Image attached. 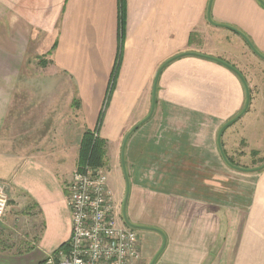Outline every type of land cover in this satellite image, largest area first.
<instances>
[{
    "label": "crops",
    "instance_id": "1",
    "mask_svg": "<svg viewBox=\"0 0 264 264\" xmlns=\"http://www.w3.org/2000/svg\"><path fill=\"white\" fill-rule=\"evenodd\" d=\"M207 1L123 0L121 62L98 131L106 155H114L126 132L148 113L162 62L182 52L218 56V46L206 42L218 33L210 27H220L207 21ZM210 14L239 29L264 54L259 0H212ZM118 31L119 0H0V180L8 195L0 217V264L14 251L27 252L37 264L67 242L66 184L77 167L83 132L96 125ZM37 33L56 35L51 60L72 82L77 99L72 108L73 99L58 101L50 93L47 105L31 109V115L38 113L35 122L16 130L13 98ZM237 35L238 46L249 48ZM244 99L241 80L214 60L184 54L162 69L154 111L126 143V160L136 163L129 212L142 202L161 214L148 222L166 239L153 264H264V169L231 167L237 176L226 174L216 141ZM226 143L233 145L228 136ZM68 151L75 162L66 174L59 164ZM131 213V222H142Z\"/></svg>",
    "mask_w": 264,
    "mask_h": 264
},
{
    "label": "rangeland",
    "instance_id": "2",
    "mask_svg": "<svg viewBox=\"0 0 264 264\" xmlns=\"http://www.w3.org/2000/svg\"><path fill=\"white\" fill-rule=\"evenodd\" d=\"M210 28H217L218 33H214L212 39L207 37L206 42L218 46L216 47V52H214L218 55L216 57L224 60L239 70L247 83L251 96V100L248 105L249 108L247 107L248 110L224 129L221 136L222 148L226 155L233 161L232 163L234 165L243 168H253L263 163L262 160H264V58L254 53L251 49H249L250 47L241 49L238 46L237 41H235L237 38L238 40L241 39L231 29L214 26ZM195 34L197 33L195 32ZM45 36V34L41 33H37L33 36V44L31 46V53L33 57L29 59V64L26 68H24V71L21 74L17 92L13 98V109L15 112L13 120H15V124L18 125L16 130L26 127L30 123V120H34L35 122L37 112H34L31 115V109L35 111V108L39 109L38 106H43V104L47 105L46 102L50 93L52 99H56L58 101H71L73 99V104H69L68 107L70 105V107L73 106L72 108L75 107L74 100L77 99V96L75 95V87H73L72 82L67 80L64 73L59 71L53 65L51 60L55 48L54 47L52 49L54 44L52 41L53 39L56 40V35L53 34L50 38ZM262 55L264 56L263 53ZM44 63H46V65H43ZM57 106L62 107L59 103ZM23 107L27 111H19ZM77 122L78 117L76 118V123ZM16 130H14V132ZM227 136L230 138L233 145L226 143ZM60 157L64 158V161L59 164V169L67 174L71 171L74 165V153L68 151L64 155H60ZM124 157L129 176V185L131 186V180H133L135 176L134 174H136L134 172L133 165H136V163L131 160H126V147ZM196 165L197 164H195V166ZM100 166L107 174L108 185L115 195L118 208H120L126 191V180L120 161V147L116 149L114 155L111 151L108 152L104 163ZM226 168V174L237 176V174L232 171L231 167L226 165ZM229 178L230 177L227 178V182L232 183V179ZM130 186L125 205L127 215H130L129 213H131L129 212V199L131 195ZM131 211L132 217H137L140 221H142L136 224L149 227L133 228L140 239L141 246V257L136 264H149L154 254L161 246L162 241H160L159 245L157 244L160 235L158 231L151 228L155 226L149 224L148 222L154 220L156 217H160L161 214L159 211H155L153 207L151 208L142 202L136 203ZM16 218H22V215L19 212H16ZM21 228L22 227L19 223L16 231L21 232ZM35 234H38V232L36 231ZM19 244L21 243L19 242ZM157 246L158 248L155 250V247ZM23 248H25V245L22 248H19V250H22ZM25 253L27 252H6L2 258V262L5 264H35L36 258L25 256Z\"/></svg>",
    "mask_w": 264,
    "mask_h": 264
},
{
    "label": "built area",
    "instance_id": "3",
    "mask_svg": "<svg viewBox=\"0 0 264 264\" xmlns=\"http://www.w3.org/2000/svg\"><path fill=\"white\" fill-rule=\"evenodd\" d=\"M65 190L69 238L37 264H136L141 257L140 239L122 220L103 168L87 163L75 167ZM7 202L0 180V217Z\"/></svg>",
    "mask_w": 264,
    "mask_h": 264
},
{
    "label": "water",
    "instance_id": "4",
    "mask_svg": "<svg viewBox=\"0 0 264 264\" xmlns=\"http://www.w3.org/2000/svg\"><path fill=\"white\" fill-rule=\"evenodd\" d=\"M259 2L262 5H264V1L263 0H259ZM211 4H212V0H208L207 1V6H206V19H207V21L209 23L213 24V25L220 26V27H226V28L231 29L232 31L236 32L237 34H239L245 40V42L247 43V45L250 47V49L254 53H256L257 55H259V56H261V57L264 58V56L253 45V43L251 42V40L243 32H241L239 29H237L234 26H231L229 24L216 22V21H214L212 19L211 14H210ZM184 54H199V53H195V52H182V53H179V54H177L175 56H172V57L168 58L167 60H165L164 62H162V64L157 68V70H156V72L154 74L153 84H152L151 104H150V109H149L148 113L143 118H141L137 123H135L126 132V134H125V136H124V138L122 140V144H121V148H120V161H121V166H122L123 174H124L125 180H126V191H125V197L123 199V213H122V216H123V221L125 222V224H127L128 226H130L132 228H149V227L131 222L129 220L127 214H126L125 205H126L127 196H128V192H129V186H130L129 185V176H128V173H127L126 164H125V157H124L126 143H127V140L129 138L130 134L133 132V130L135 128H137L139 125L143 124L145 121H147L151 117V115H152V113L154 111L155 103H156L157 83H158V78H159V75H160L162 69L171 60H173L174 58H176L178 56L180 57L181 55H184ZM200 55L204 56L205 58L214 60V61H216L218 63H221L224 66H227V67L231 68L234 72H236L238 74V76H239L240 80L243 82L244 88H245V104H244V108L238 114H236L235 116H233L232 118H230L229 120H227L225 123H223L221 125V127L219 128L218 133H217V136H216L217 146H218V149L220 151V154H221L224 162L228 166H230V167H232L234 169H237V170H241V171H258V170L262 169L264 167V163H262V164H260V165H258L256 167H253V168H243V167L236 166V165L232 164L227 159V157L225 156L224 151H223V148H222V145H221V136H222V133H223L224 129L230 123H232L234 120H236L239 116H241L246 111V109H247V107L249 105L250 92H249V88L247 86V83H246L245 79L243 78L242 74L239 72V70L236 67H234L231 64L225 62L224 60H222L220 58H217V57L210 56V55H205V54H200ZM151 228L155 229L156 231H158L162 235V244L159 247V249L156 251V253L154 254V256L151 259V261L149 262V264H153L154 263V261L156 260V258L158 257V255L163 250V248L165 246V241H166L165 235H164L163 231H161L159 228H156V227H151Z\"/></svg>",
    "mask_w": 264,
    "mask_h": 264
},
{
    "label": "trees",
    "instance_id": "5",
    "mask_svg": "<svg viewBox=\"0 0 264 264\" xmlns=\"http://www.w3.org/2000/svg\"><path fill=\"white\" fill-rule=\"evenodd\" d=\"M190 35L192 36L193 33L191 32ZM123 42H124V5H123V0H119L118 48H117V54H116L115 62H114V65H113V68H112V71L110 74V78H109V82H108V86H107V91H106V94L104 97V101H103V104L100 108V111H99V114L97 117L96 125L92 130H85L83 132L81 143H80V148H79L77 166L83 165L85 163L91 164L94 166H100L104 163V160L106 157V151H107V143H106V140L104 138H102L98 135V131L100 129L108 101L111 97V94H112L114 86H115V82H116V78H117V72H118V69L120 66L121 54H122V50H123ZM54 47H55V42L52 46V49ZM195 55H198V56L205 58L204 56H202L200 54H195ZM176 58H179V56ZM176 58H174V59H176ZM43 65H46V63H44ZM227 68L230 69L231 71H233L231 68H229V67H227ZM233 73H235V75L238 76V74L236 72L233 71ZM250 99H251V96H250ZM249 103H250V101H249ZM138 127L135 128L133 130V132L136 131L138 129ZM221 145H222V141H221ZM224 154L227 157V159L232 163L233 161L226 155L225 151H224ZM262 162L264 163V160H262ZM263 169H264V167L258 171H262ZM65 243L66 242L62 243L59 247H62Z\"/></svg>",
    "mask_w": 264,
    "mask_h": 264
},
{
    "label": "flooded vegetation",
    "instance_id": "6",
    "mask_svg": "<svg viewBox=\"0 0 264 264\" xmlns=\"http://www.w3.org/2000/svg\"><path fill=\"white\" fill-rule=\"evenodd\" d=\"M122 206V207H121ZM126 208V207H125ZM122 213H123V202H122V205H120V215H121V218L123 220V216H122ZM134 223V222H133Z\"/></svg>",
    "mask_w": 264,
    "mask_h": 264
}]
</instances>
